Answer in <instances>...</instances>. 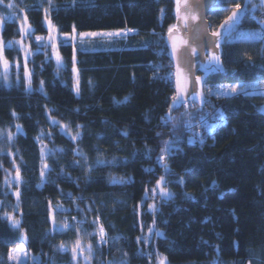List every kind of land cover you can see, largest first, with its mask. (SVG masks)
Segmentation results:
<instances>
[{
  "label": "trees",
  "instance_id": "obj_1",
  "mask_svg": "<svg viewBox=\"0 0 264 264\" xmlns=\"http://www.w3.org/2000/svg\"><path fill=\"white\" fill-rule=\"evenodd\" d=\"M236 2L244 8V0ZM16 3L33 36L46 37L47 0ZM234 6L219 0L209 15L213 32H225L220 25ZM248 7L239 30L222 40L223 71L201 75L215 120L193 136L170 118L183 112L172 99L167 43L177 0H52L51 22L61 35H73L75 26L78 39L59 43L62 67L50 47L30 38V90L14 65L7 83L0 79V264H18L9 252L21 244L24 264H74L77 239L92 244L91 264H159L160 257L165 264H264V94H209L225 85H264V38H244L261 31L264 9ZM7 12L0 5V14ZM17 23H4L5 43L20 39ZM119 30L132 32L120 45L92 37L82 45L79 37ZM22 57L16 46L6 48L13 64ZM13 161L19 186L5 183L9 170L16 175ZM64 224L71 227L62 231ZM61 243L69 251H59Z\"/></svg>",
  "mask_w": 264,
  "mask_h": 264
},
{
  "label": "snow or ice",
  "instance_id": "obj_2",
  "mask_svg": "<svg viewBox=\"0 0 264 264\" xmlns=\"http://www.w3.org/2000/svg\"><path fill=\"white\" fill-rule=\"evenodd\" d=\"M225 2H231L234 3V8L231 9V14L227 16V19L224 21L223 24L220 25L222 29L225 30L224 33L221 32H213L212 36L216 37L215 40H209L207 38V31H208V26L203 23V11H202V5L194 3L192 5H189L187 3V0H184L183 4V15L180 14V9H181V0H177V15L178 19L183 21V27L187 29L191 33V43H189L188 39H183L179 41L180 46H185V51L183 53L185 57V64H187L189 67L192 65V60L188 58L189 56V50L191 52V55L195 56L197 55V49L199 48L201 53L206 51L208 48H220L221 47V37L226 36L230 37L234 32L239 30V25L241 23V17L244 15L245 12L249 10V5H251V9L255 10L257 8L264 9V0H260L259 4L252 3V0H244V8H241V4L236 2V0H225ZM47 3L49 5L48 8L44 9L45 12V22L47 24V29H48V37L45 39V37L42 36H36L35 40L38 45V48H47L51 47L53 49L54 54L56 55L57 59V65L58 69L59 67H62V61L61 58L59 57L58 52H56V44H57V29L56 26L51 22V19L49 18L50 16V9L52 8V0H47ZM0 5H4L8 9H13V11L5 18L3 16H0V32H2V26L3 24L7 21L10 22H16L17 20H21L20 27L18 29L20 33V40H15V41H8L7 43H4L2 38H0V66L3 67V72L0 73V79H2L5 83H7L8 78H9V70H10V65L9 61L4 57L3 52L4 49L7 48L8 50H12L15 45L19 46L20 51H23L25 54V61L23 64V72H24V77L25 80L29 86V90L31 88V73L27 67V58L32 55V52L28 47L25 46L24 41L29 40L35 32V29L31 27V25L28 22V16L26 14V10L15 3V0H0ZM19 8L20 12H24L25 14L21 17L15 9ZM221 11H226V9H220ZM163 13V10H162ZM254 14V11H253ZM197 19H200V24H196L195 21ZM261 24V32L253 34V37L255 36H260L264 38V21H258ZM176 29V25H173L172 27L169 28V39L173 40L172 33ZM131 31V30H129ZM178 31V29H177ZM75 26H73V35L68 36L64 35L62 43L64 46H68L70 43L74 42L77 39V36L75 35ZM98 35H107L111 36L114 35L113 33H80L79 37L81 39V42H83L84 37L86 36H98ZM115 35H119L118 33ZM226 44L232 43L230 39H225ZM178 50V44L176 41L173 40V55L176 54ZM75 59V57L73 58ZM208 72H220L223 71V65L220 60V55L213 53L209 56L208 63L206 65H202ZM19 71H20V65L17 63L16 65V72H17V80H19ZM75 71V68H74ZM177 86H178V96H182L186 91H187V79L185 78L184 85L183 87L180 86V67H177ZM200 83V80L197 78L193 82V94H195V86ZM43 87V82H41V88ZM250 87H255V85H228V86H220V89L217 90V94H234L238 92V89L240 91H243L244 88H250ZM209 93L211 94V89H209ZM247 94V93H246ZM173 102L176 103L178 100L177 96H174ZM13 116H15V112L12 113ZM53 124L56 123L55 120L52 121ZM67 127V126H64ZM17 131H21V128L19 125H17ZM0 135H3L2 132H0ZM79 133H77V136ZM75 139L76 137H72ZM7 139L11 141L13 139V134L9 132L7 134ZM46 155L44 149H41V157L43 160V157ZM162 159V158H161ZM102 163V162H101ZM13 165L16 170V175L14 177L15 184L19 186L22 183L21 177H20V168L18 166H15V162L13 161ZM47 164H43L42 170H41V177L43 178L46 174L47 170ZM10 175V173H9ZM6 184H11L12 181L6 179L5 180ZM154 191V190H153ZM17 197V207L19 206V198H20V192L17 190L14 193ZM163 195H169L166 192H162ZM58 208L60 207L59 205L57 206ZM152 211H155L154 206L151 209ZM5 219L11 220V226L13 229H19L20 228V221L15 219L14 217L10 216L9 214H5ZM93 223H98L97 221H93ZM53 224L55 225V220L53 219ZM69 227H71L68 224H64L60 230H66ZM151 232V229H149ZM105 232L103 229V226L101 225L99 227L98 231V236L99 240L98 243L104 244L107 241L105 240ZM156 235H161L159 232L156 233ZM24 243L27 242V236L24 235L23 237ZM139 239V238H138ZM147 241V237H145V242ZM61 252H66L69 251V249L61 243L59 249ZM13 252L17 253V255H13ZM85 252L87 254H85ZM20 254L26 255L24 253L23 249V244H21V247L19 249H13L10 250L9 252V259L10 260H17L18 264H24V260L20 259ZM93 246L92 244H88L87 247L85 248L82 244L80 239H77L75 241L74 246L71 248V255H72V261L74 264H80V261L78 260V257H82L83 264H91V260L93 258ZM166 258L165 257H160L159 258V264H165Z\"/></svg>",
  "mask_w": 264,
  "mask_h": 264
},
{
  "label": "rangeland",
  "instance_id": "obj_3",
  "mask_svg": "<svg viewBox=\"0 0 264 264\" xmlns=\"http://www.w3.org/2000/svg\"><path fill=\"white\" fill-rule=\"evenodd\" d=\"M15 3H16V0H15ZM12 11H13V9H8V12L7 13L0 14V16H3V17L6 18ZM15 11H16V9H15ZM20 16L22 17L23 14L20 15ZM16 23L18 24V29H19L20 24H21V20H17ZM2 31H3V26H2ZM260 32L261 31H253V32L252 31H249V32H246L244 34V38L245 39H248V40H251V39L259 40L262 37H260V36L253 37V34L260 33ZM94 33H100V34L113 33L114 35H111V36L98 35V36H94V37L93 36H86L84 38H88V37L95 38L96 40H100V42L103 45H105L104 43L107 44L109 42H114V43L120 45V43L122 44V43H125V42H127L129 40V38L131 37L130 35H131L132 32H129L127 30H119V31H99V32H94ZM117 33L119 35H115ZM48 35H49V33L47 34V36L45 37V39L48 37ZM56 35H57L56 52H58V54H59L58 46H59V43L62 42L64 35H61L58 32V30L56 32ZM0 38H2V40H3L2 33L0 34ZM31 38H34V40H35V36H32ZM24 43H25V46L30 49L29 43L27 42V40H25ZM89 43H90V41H86L85 40V41L82 42V45L83 44H89ZM15 46H16L17 50L20 51L19 46L18 45H15ZM127 47H129V46H127ZM50 52H51V55L54 57V59L57 61L56 55L54 54L53 49L51 47H50ZM20 53L23 55L21 62H15V64H13V62H11L9 59H7L9 61V65H10L9 74L11 72V68L13 67V65L16 67V65L18 63L20 65V71L24 75V72H23V64H24V61H25V54H24L23 51H20ZM34 53L35 52H32V55L27 58V67H28L30 73H31V70L29 68V61L32 60V58L34 57ZM3 55L6 58V48L4 49ZM59 57L61 58L60 54H59ZM20 71H19V74H20ZM2 72H3V67H2ZM15 74H17V72ZM31 77H32V75H31ZM237 85H240V86H243V85H255V87L244 88L243 91H240L238 89V92L237 93L228 94V95H225V94H217V90L220 89V87H218L217 89L212 90L211 91V94H214L217 97L230 96V95L233 96V95H237V94H241V93H244V94H246V93L247 94H264V85H258V84H252V83H249V84H237ZM225 86H228V85H225ZM204 98H205V95H203L200 92V94L198 96H196L193 99H191V101H189L187 104H185V105L182 104V106H181L183 108V112L182 113H179L178 116H175V115H171L170 114L171 123L174 122L175 123V127H184L193 136H201V133L204 130H209L210 128H213L214 127L213 126L214 125L213 124V121L215 120V113H213V111L212 112L211 111L210 112H207L206 111L207 104H206V101H205ZM173 114H175V113H173ZM0 132L3 133V135H0V140H1L4 137V132L3 131H0ZM2 158H3V154H1V151H0V168L3 167ZM10 172L12 173L11 170L8 171V173H10ZM14 177L15 176H13L12 174H10L7 177L8 180L12 181L11 184L15 183ZM158 189L161 190L160 187H158ZM9 215L15 218L14 215H12V214H9ZM78 260H79V257H78Z\"/></svg>",
  "mask_w": 264,
  "mask_h": 264
},
{
  "label": "water",
  "instance_id": "obj_4",
  "mask_svg": "<svg viewBox=\"0 0 264 264\" xmlns=\"http://www.w3.org/2000/svg\"><path fill=\"white\" fill-rule=\"evenodd\" d=\"M187 3L189 5H192L194 3L202 5V11H203V23L208 26L207 31V38L209 40H215L216 37L212 36V29H211V23L209 21V15L211 11L218 5L219 0H187ZM183 4L184 0H181V9L180 14L183 15ZM196 24H200V19H197L195 21ZM176 29H174L172 36L173 40L177 42L178 44V50L175 55H173V40L169 39V33L167 35V43L169 46V59L173 65L174 68V90L175 95L178 97L177 103L178 104H187L191 99L198 96L201 92V86H202V77L201 75L203 73H206L207 70L202 67V65H206L208 63L209 56L213 53L221 54V47L220 48H208L206 51L201 53L200 49H197V55L193 56L191 55V52L189 50V56L188 58L192 60V65L189 67L187 64H185V57L183 55L185 51V46H180L179 41L183 39H188L189 43H191V33L187 31L183 27V21L178 19L177 10H176ZM178 29V31H177ZM225 36L221 37V44L222 40ZM180 67V86L183 87L185 78L187 79V91L182 95L178 96V86H177V67ZM200 80V83L195 86V94H193V82L196 79Z\"/></svg>",
  "mask_w": 264,
  "mask_h": 264
}]
</instances>
